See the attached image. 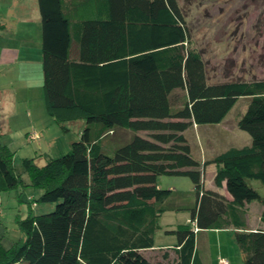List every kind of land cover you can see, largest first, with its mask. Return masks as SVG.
I'll return each instance as SVG.
<instances>
[{
  "label": "trees",
  "instance_id": "trees-1",
  "mask_svg": "<svg viewBox=\"0 0 264 264\" xmlns=\"http://www.w3.org/2000/svg\"><path fill=\"white\" fill-rule=\"evenodd\" d=\"M37 3L45 110L84 127L43 165L23 158L37 201L54 207L18 220L24 239L0 243V264H204L197 233L227 227L243 264H264V229L247 227L252 201L264 221V194L249 182L264 183V78L209 82L178 0ZM241 96L237 126L250 143L193 157L186 131L220 122ZM120 127L132 135L105 151L101 139ZM208 163L229 197L205 185ZM165 174L188 176L192 189L160 187ZM22 181L0 143V190ZM166 211H187L189 220L166 225L174 243L156 247Z\"/></svg>",
  "mask_w": 264,
  "mask_h": 264
},
{
  "label": "rangeland",
  "instance_id": "rangeland-1",
  "mask_svg": "<svg viewBox=\"0 0 264 264\" xmlns=\"http://www.w3.org/2000/svg\"><path fill=\"white\" fill-rule=\"evenodd\" d=\"M178 1L186 14L191 45L200 51L205 61L209 82L264 78V0ZM2 3L0 1V9L4 8ZM8 17L14 18L10 15ZM35 54L36 51L32 48L30 59H33ZM3 70L9 73L12 79L10 83L21 85L24 81L15 77L13 68L6 70L0 68V71ZM0 81L7 83V79ZM247 101L246 97L241 96L220 122L213 125H193L186 131L193 157L198 155L199 158L207 159L225 148L250 143L248 133L237 126L238 115L244 113ZM52 120V133L46 138L48 143H42L37 137L31 138L30 135L34 132L29 133L31 129L28 132L31 140L25 138L23 133V138H20L21 147L12 154L15 172L23 181L17 188L0 190V243L5 249L17 245L24 239V233L18 226L19 219L25 218L29 213L51 211L54 207L53 203L37 201L40 190L31 184L30 177L24 169L23 158L32 155L35 163L43 165L48 158L40 155V143L42 148L48 145L47 151L51 157L59 156L68 151L71 142L79 139V132L84 127V120L80 118L62 122ZM140 133L145 134L142 131ZM131 135L132 131L125 127L116 128L101 139L102 147L105 151L112 149ZM213 166L214 164L206 166L204 178L206 186L214 183L216 169ZM249 182L264 194V183L254 179H249ZM157 183L166 189L182 191L192 189V182L186 175H160ZM251 210V215L256 212V203L252 204ZM185 214L186 211H166L162 214L161 229H158L154 236L156 245L166 244L170 240V235L164 233L166 225L183 222ZM207 230H201L196 235V247L204 264H217L221 257L234 264H243L242 253L235 241L233 229L213 230L208 238L203 232Z\"/></svg>",
  "mask_w": 264,
  "mask_h": 264
},
{
  "label": "crops",
  "instance_id": "crops-1",
  "mask_svg": "<svg viewBox=\"0 0 264 264\" xmlns=\"http://www.w3.org/2000/svg\"><path fill=\"white\" fill-rule=\"evenodd\" d=\"M0 1L4 5V8L0 9V68L5 70L13 68L15 77L18 80H24L21 85H14L10 83L12 79L7 70L6 72L0 71V79H7V83L0 81V143L6 145L13 154L21 147L22 139L20 138H23V133L25 138L31 140L28 134L35 131L39 134L38 140L48 143L46 138L50 137L52 133L53 118L45 110L43 87L41 88L43 83L40 54L41 25L39 27L40 13L37 0ZM8 15L14 18L9 19ZM32 48L35 49L36 54L33 59H30L29 54L32 52ZM31 129L32 131H30ZM47 148L48 145L42 148L40 143V155L45 158L50 156ZM199 160L202 162L206 159L199 158ZM213 167L216 169L215 164ZM13 169L15 170L14 166ZM210 186L228 196L224 182L220 187H216L215 183ZM255 203L257 210L251 215V206ZM248 207L247 227L264 229V221L260 219L261 203L252 201ZM183 218V222L188 221L189 213L187 212ZM225 229L232 231L233 227ZM212 231L210 229L203 232L207 237ZM170 237L166 244H155V246L173 244L174 237L171 235ZM217 264L219 263L217 262ZM228 264L234 263L229 261Z\"/></svg>",
  "mask_w": 264,
  "mask_h": 264
},
{
  "label": "built area",
  "instance_id": "built-area-1",
  "mask_svg": "<svg viewBox=\"0 0 264 264\" xmlns=\"http://www.w3.org/2000/svg\"><path fill=\"white\" fill-rule=\"evenodd\" d=\"M30 137H31V138H34V137H38V135H37V133L33 132V133L30 135ZM219 262H220L221 264H226V263H227V260L221 258V259L219 260Z\"/></svg>",
  "mask_w": 264,
  "mask_h": 264
}]
</instances>
